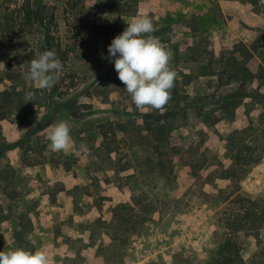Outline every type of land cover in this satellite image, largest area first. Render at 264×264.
<instances>
[{"label": "rangeland", "instance_id": "374dc122", "mask_svg": "<svg viewBox=\"0 0 264 264\" xmlns=\"http://www.w3.org/2000/svg\"><path fill=\"white\" fill-rule=\"evenodd\" d=\"M21 1L11 0V9ZM33 1L56 8L71 51L69 88L60 98L52 86L39 89L25 78L26 54L39 55L38 33L2 37L0 92L15 94L0 120V251L40 249L49 264H206L230 233L226 225L248 212L233 240L245 264H264V228L256 234L253 227L264 212V104L246 99L222 112L219 97L237 85L220 86L213 75L224 70L214 59L234 43L264 37L257 31H264V3L253 8L255 22L251 11L223 9L217 0ZM139 16L151 18L148 35L170 54L181 105L199 97L212 103L203 117L192 110L176 123L170 144L182 150L173 170H160L143 127L153 108H137L106 58L111 41ZM59 121L68 123L71 143L52 151L46 129ZM245 129L246 137L237 133ZM237 155L258 160L239 183L245 200L226 201L218 191L228 181L218 177Z\"/></svg>", "mask_w": 264, "mask_h": 264}, {"label": "trees", "instance_id": "16d2710c", "mask_svg": "<svg viewBox=\"0 0 264 264\" xmlns=\"http://www.w3.org/2000/svg\"><path fill=\"white\" fill-rule=\"evenodd\" d=\"M0 1L5 5V8H0V14L2 13V17L0 18V48H6V45H4L2 41L4 35L14 33L29 36L38 33L41 36L38 49L39 54L45 51H54L56 58L62 64V70L55 84L52 86L53 90L59 92L58 97L62 98L67 94L66 92L63 93V91H68L66 88H69V86L66 85L67 70L65 65L71 51L62 40L56 8L51 5L42 4L39 1L22 0L20 3H17L15 8L11 9V0ZM259 1L260 0H249L253 6H257ZM67 5H71L70 0L67 1ZM1 9H3L4 12H2ZM252 28L254 27L252 26ZM257 31L264 33V31L260 29ZM260 50L264 51V37L262 36L250 45L242 42L235 44L230 47L220 59H214L215 62L220 63L224 69L218 74L213 71V75H217L220 81V86L237 85L236 90L219 97L217 106L222 112L227 110L229 112H234V110L246 99H251L258 104H264V58L260 59L257 56ZM33 55L34 53L31 52L26 54L28 62L34 59ZM184 76L189 82L193 79L192 76ZM256 82L258 85L254 89L252 86L253 83ZM180 92L179 82L175 78L174 86L170 89V98L168 102L161 109L153 108L151 115L144 117L143 127L152 137L153 151L158 156V165L161 171H165L167 168L173 170L175 162H172V159L181 156L180 151L182 149L171 146L170 144V135L177 129L176 123L181 120H187L189 115L192 114L190 112L192 110L197 112V117H203L207 114L206 108L212 104L201 103L200 101L202 98L199 97V101L193 99L189 104L181 105ZM14 94L15 91L11 92L9 90L0 92V120L7 118L9 112L6 111L5 108L7 104L13 105ZM31 102L32 107L38 106L35 100ZM221 120L222 119H218L216 122H220ZM122 127L123 129L125 128L124 125H122ZM249 129L237 133L246 137V132ZM104 136H107V134L104 133ZM241 143L245 144L244 141H241ZM244 146L245 149H251V147ZM235 159L236 161L230 166L222 168V173L218 177L219 179L228 181L226 188L218 191V195L226 201L231 199L235 201L245 200L239 193V183L248 173V168L258 160L252 155L246 156L243 159L240 155H237ZM240 165L242 167L245 166V169L242 167L239 168ZM190 166L193 169V174L196 175V165L190 164ZM245 214L247 215L234 219L233 222H229L226 225L230 233L226 234L227 238L218 248L215 258L206 264H245L241 253V247L233 240V237L244 228L242 221H249L251 218L248 212ZM255 220L259 221L254 223L253 226L256 234H258L259 231L264 228V212ZM261 252L264 258V244Z\"/></svg>", "mask_w": 264, "mask_h": 264}, {"label": "clouds", "instance_id": "9594fccd", "mask_svg": "<svg viewBox=\"0 0 264 264\" xmlns=\"http://www.w3.org/2000/svg\"><path fill=\"white\" fill-rule=\"evenodd\" d=\"M154 31L150 17H135L107 48L106 58L114 64L118 79L133 103L143 111L148 106L161 109L168 102L177 75L169 66L168 51L156 37L148 35ZM61 70L55 52L45 51L30 61L25 78L39 89H46L55 84ZM46 132L52 151H63L71 143L66 121L50 124ZM0 264H49V259L43 250L16 247L0 251Z\"/></svg>", "mask_w": 264, "mask_h": 264}, {"label": "crops", "instance_id": "0c3cea01", "mask_svg": "<svg viewBox=\"0 0 264 264\" xmlns=\"http://www.w3.org/2000/svg\"><path fill=\"white\" fill-rule=\"evenodd\" d=\"M220 4V6H222L223 9H225V6L227 8H232L234 10V12H239L240 14H243L244 11L248 12V11H251L252 12V17H253V20L256 22V19H255V16H259L258 13L256 12H253L254 11V7L250 2L249 0H217ZM264 3V0H260L259 1V4H262ZM253 9V10H252ZM224 13H226V11L224 10L223 11ZM231 12H229L230 14ZM264 16L263 13H261V17ZM253 26L254 28H256L258 25H251ZM236 43H234L233 45H235Z\"/></svg>", "mask_w": 264, "mask_h": 264}]
</instances>
